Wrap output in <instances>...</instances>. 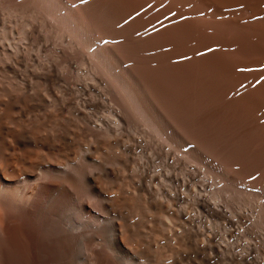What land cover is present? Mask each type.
Instances as JSON below:
<instances>
[{
  "label": "bare ground",
  "instance_id": "6f19581e",
  "mask_svg": "<svg viewBox=\"0 0 264 264\" xmlns=\"http://www.w3.org/2000/svg\"><path fill=\"white\" fill-rule=\"evenodd\" d=\"M0 24V264H182L142 225L190 202L264 227V0H0ZM154 157L160 204L119 173Z\"/></svg>",
  "mask_w": 264,
  "mask_h": 264
},
{
  "label": "rangeland",
  "instance_id": "374dc122",
  "mask_svg": "<svg viewBox=\"0 0 264 264\" xmlns=\"http://www.w3.org/2000/svg\"><path fill=\"white\" fill-rule=\"evenodd\" d=\"M1 27L2 25L0 24V28ZM0 40H1L0 52H1L3 51L1 50L3 49V47L6 48V43L1 38ZM16 40L13 39L8 42L10 43L16 42ZM44 43L47 44L48 42H45L44 40ZM22 73L23 72H21L20 75L22 77H25L26 76L25 73L24 74ZM127 136L130 137L131 144H129L128 146L126 145L127 150H126L125 158H127L130 161L131 165H134L136 163L138 164V162H140L139 153L142 146V149L145 151L143 154V159L146 160L148 156L147 154L148 151H146L145 142L142 140L140 135L138 136L137 134H134L131 137L127 133L126 136H123V139L126 140ZM154 161L158 163L156 169H154L155 168L154 164H156V162L154 163ZM154 161H152V163L150 162L151 164L149 163L150 165L148 166V169H146V172L145 170L143 171L140 170V172H132V171L130 172L128 170L127 171L121 170L119 172L122 177L128 178L132 176L135 180V184L133 185L134 187L131 186L129 183L127 185L125 184V192L127 190V193H125L126 195L136 197L142 193L145 195V197L147 196L146 199L149 202H154L155 204H160L164 202V196L166 195L165 193L168 187L162 185L159 186L160 183L158 182V180L154 178V176L158 175L156 174L158 173L157 172L158 168L162 166L160 163V158L157 157V159H155ZM153 169L155 170V172L153 171ZM147 180L149 181L147 182ZM152 181L154 183H152ZM175 185L176 184H174V186ZM114 190L118 191L117 188H114ZM186 207L188 209H184ZM191 207H192L191 202L190 204H187L184 208L183 206L181 208L178 206L175 207L178 210V213H181L179 215L184 217L181 221H175L173 218L169 216V214L163 211L157 209H150V212H148L149 218L147 217L143 218L144 224L142 226L146 227V229L149 226L159 227V229L163 233L165 232V234L180 233L187 236V238L191 240V243L190 246L187 247L186 250L184 251L189 255V258L185 259L181 255H177L178 257L177 256L173 257V258L177 257V259L182 264H264V227H230L229 228L226 227V224L223 220L219 218L216 219L215 217L208 216L207 214L202 216L201 212H195ZM184 211H186V213ZM172 237L173 239L175 238V236ZM159 245H162V243L160 242ZM167 253L169 254L170 252Z\"/></svg>",
  "mask_w": 264,
  "mask_h": 264
}]
</instances>
